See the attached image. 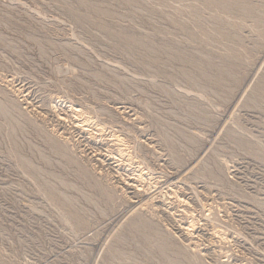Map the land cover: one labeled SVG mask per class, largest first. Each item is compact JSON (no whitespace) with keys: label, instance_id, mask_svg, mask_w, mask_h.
I'll return each mask as SVG.
<instances>
[{"label":"rangeland","instance_id":"rangeland-1","mask_svg":"<svg viewBox=\"0 0 264 264\" xmlns=\"http://www.w3.org/2000/svg\"><path fill=\"white\" fill-rule=\"evenodd\" d=\"M164 263L264 264V0H0V264Z\"/></svg>","mask_w":264,"mask_h":264},{"label":"bare ground","instance_id":"bare-ground-1","mask_svg":"<svg viewBox=\"0 0 264 264\" xmlns=\"http://www.w3.org/2000/svg\"><path fill=\"white\" fill-rule=\"evenodd\" d=\"M230 3H231V2H230ZM215 4H216V3H215ZM229 33H231V32H229ZM130 38H131V37H130ZM132 38H133V37H132ZM129 40H130V39H129ZM136 41H137V39H136ZM138 41H139V40H138ZM138 41H137V44H138ZM129 43H130V42H129ZM141 44H142V43H141ZM141 44H140V45H141ZM143 44H144V42H143ZM227 48H228V47H227ZM231 51H232V50H231ZM184 54L187 55L188 53H184ZM179 55H180V54H179ZM188 55H189V54H188ZM226 56H227V55H226ZM190 57H191V56H190ZM176 58H177V57H176ZM227 58H228V57H227ZM188 59H189V58H188ZM190 59H191V58H190ZM192 59H193V58H192ZM225 59H226V58H225ZM196 60H197V59H196ZM206 60H207V59H206ZM223 60H224V59H223ZM189 61H190V60H189ZM201 62H202V61H201ZM204 62H205V61H204ZM206 62H208V60H207ZM224 62H225V61H224ZM224 62H223V63H224ZM198 63H199V61H198ZM202 64H203V63H202ZM204 65H205V64H204ZM207 65H208V63H207ZM207 65H206V66H207ZM201 66H202V65H201ZM207 69H208V68H207ZM217 69H219V68H217ZM221 70H222V69H221ZM215 71H216V70H215ZM229 72H230V71H229ZM205 73H206V72H205ZM219 73H220V72H219ZM219 73H218V74H219ZM185 74H186V73H185ZM227 74H228V73H226V75H227ZM230 74H231V73H230ZM206 75H207V74H206ZM213 75H214V74H213ZM219 75H220V74H219ZM222 75H223V74H222ZM236 75H237V74H236ZM214 76H215V75H214ZM228 76H229V75H228ZM217 77H220V76H217ZM223 77H224V76H223ZM206 78H207V77H206ZM220 79H222V76H221ZM225 79H226V78H225ZM230 79H231V78H230ZM222 80H223V79H222ZM227 80H228V79H227ZM236 80H237V79H236ZM243 80H244V79H243ZM214 81H215V80H214ZM217 81H218V80H217ZM230 81H231V80H230ZM230 81H229V82H230ZM252 81H254V79H253ZM238 82H239V81H238ZM234 83H235V82H234ZM251 83H252V82H251ZM216 85H217V84H216ZM234 85H235V84H234ZM251 85H252V84H251ZM217 87H218V86H217ZM220 87H221V86H220ZM233 87H234V86H232V88H233ZM228 88H229V87H228ZM232 88H231V89H232ZM251 88H252V87H251ZM218 89H219V88H218ZM224 90H225V89H224ZM248 90H249V89H248ZM251 90H252V89H250V90L248 91V92H249L248 95H250V91H251ZM181 92H182V91H181ZM225 93H226V92H225ZM197 95H198V94H197ZM202 95H203V94H202ZM246 95H247V94H246ZM221 96H222V95H221ZM257 96H258V95H257ZM259 96H261V95H259ZM224 97H225V96H224ZM231 97H232V96H231ZM185 98H186V97H185ZM226 98H227V97H226ZM224 99H225V98H224ZM228 99H230V98H228ZM207 101H208V100H207ZM197 103H198V102H197ZM256 105H257V103H256ZM75 109H76V108H75ZM208 109H209V108H208ZM79 110H80V109H79ZM81 110H82V109H81ZM73 114H74V112H73ZM76 114H78L77 111H76ZM83 114H84V113H83ZM83 114H82V115H83ZM79 115H80V114H79ZM82 115H81V116H82ZM85 115H86V113H85ZM83 116H84V115H83ZM206 119H207V118H206ZM83 120H84V119H83ZM80 123H81V122H80ZM79 125H80V124H79ZM84 126H85V125H84ZM99 127H100V126H99ZM83 129H84V128H83ZM62 133H63V132H62ZM91 135H92V134H91ZM93 136H94V135H93ZM116 137H117V136H116ZM243 141H244V140H243ZM120 142H121V141H120ZM87 143H88V142H87ZM123 144H124V143H123ZM91 145H92V144H91ZM154 145H155V144H154ZM261 146H262V145H261ZM143 172H144V171H143ZM141 175H142V174H141ZM138 178H139V177H138ZM133 179H134V178H133ZM161 179H162V178H161ZM133 183H134V182H133ZM153 183H154V182H153ZM138 184H139V183H138ZM138 184H137V186H138ZM137 186H136V187H137ZM156 186H157V185H156ZM148 187H149V186H148ZM143 188H144V187H143ZM158 188H159V187H158ZM161 189H163V188H161ZM140 190H141V188H140ZM150 190H151V189H150ZM156 190H157V189H156ZM164 190H165V189H164ZM124 191H125V190H124ZM165 191H166V190H165ZM139 192H140V191H139ZM160 192H161V190H159L158 192H155V196H156L158 193H160ZM156 193H157V194H156ZM162 193H163V192H162ZM173 193H174V192H173ZM152 195H153V194H152ZM145 196H147V195L145 194ZM151 197H152V196H151ZM153 197H154V195H153ZM179 197H181V196H179ZM138 198H139V197H138ZM144 198H145V197H144ZM148 198H149V196H148ZM128 199H129V198H128ZM140 199H141V197H140ZM140 199H139V200H140ZM142 199H143V196H142ZM154 199H155V198H154ZM154 199H153V200H154ZM180 199H181V198H180ZM144 200H145V199H144ZM151 200H152V199H151ZM149 201H150V200H149ZM155 201H156V200H155ZM180 201H181V200H180ZM138 202H139V201H138ZM150 202H151V201H150ZM134 203H135V202H134ZM135 204H136V203H135ZM146 204L148 205V203H145V205H146ZM149 204H150V203H149ZM152 204H153V203H152ZM139 205H141V202L139 203ZM147 205H146V206H147ZM141 206H142V205H141ZM152 206H153V205H152ZM149 208H150V207H149ZM151 208H152V207H151ZM141 209H142V208H141ZM193 222H194V221H193ZM129 224H130V223H129ZM193 225H194V224H192V226H193ZM192 226H191V227H192ZM181 227H182V226H181ZM184 228H185V227H184ZM192 228H194V227H192ZM188 230H189V228H188ZM185 231H186V229H185ZM185 231H184V232H185ZM190 231H191V230H190ZM215 232H216V231H215ZM217 233H218V232H217ZM186 234H187V233H186ZM188 235H189V234H188ZM215 235H216V233H215ZM217 236H218V235H217ZM163 242H164V241H163ZM163 246H164V244H163ZM165 247H166V246H165ZM185 250H186V249H185ZM110 251H111V250H110ZM111 253H112V252H111ZM112 255H113V254H112ZM196 255H197V254H196ZM197 256H198V255H197ZM169 263H170V262H169ZM164 264H165V263H164Z\"/></svg>","mask_w":264,"mask_h":264}]
</instances>
